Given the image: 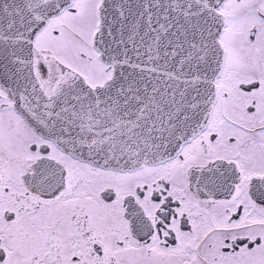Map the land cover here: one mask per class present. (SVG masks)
<instances>
[{"label": "snow or ice", "instance_id": "snow-or-ice-1", "mask_svg": "<svg viewBox=\"0 0 264 264\" xmlns=\"http://www.w3.org/2000/svg\"><path fill=\"white\" fill-rule=\"evenodd\" d=\"M0 264H264V0H0Z\"/></svg>", "mask_w": 264, "mask_h": 264}]
</instances>
